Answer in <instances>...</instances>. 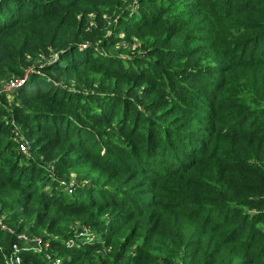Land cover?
<instances>
[{"label":"trees","instance_id":"16d2710c","mask_svg":"<svg viewBox=\"0 0 264 264\" xmlns=\"http://www.w3.org/2000/svg\"><path fill=\"white\" fill-rule=\"evenodd\" d=\"M0 218V264H264V0H0Z\"/></svg>","mask_w":264,"mask_h":264},{"label":"built area","instance_id":"2783aa9c","mask_svg":"<svg viewBox=\"0 0 264 264\" xmlns=\"http://www.w3.org/2000/svg\"><path fill=\"white\" fill-rule=\"evenodd\" d=\"M25 79H18V78H10L9 80H7V84H6V90L9 92H13L16 89H18L19 87H21L24 84ZM15 137H14V141L16 142V144H18L19 146V153L26 155L29 152V143L21 138L19 136L18 132H15ZM19 136V137H18ZM20 138V139H19ZM62 186H65L69 191L71 190V188L73 187V183H66L65 181H61L60 183ZM0 228L1 229H5V227L3 226L2 223V219L0 218ZM20 239H23L25 242H27L30 246V249H33L34 247H36V244L40 242V246H41V241H37L34 238H28L25 235H22L19 237ZM45 250V249H44ZM18 247L16 245H12V253L9 256V262H11V264H19L20 263V257L18 256Z\"/></svg>","mask_w":264,"mask_h":264},{"label":"rangeland","instance_id":"374dc122","mask_svg":"<svg viewBox=\"0 0 264 264\" xmlns=\"http://www.w3.org/2000/svg\"><path fill=\"white\" fill-rule=\"evenodd\" d=\"M134 44H138L137 43V41H135V42H133L130 46H129V49H133L132 48V46L134 45ZM120 46L121 47H124V46H127L126 44H120ZM83 47V46H82ZM36 64H39V62L37 61L36 62ZM31 69V68H30ZM30 71V70H29ZM6 83H4L3 82V85H5ZM3 90H5V87H4V89ZM6 91V90H5ZM21 132V131H20ZM19 136L21 137V138H23V139H25L26 141H28L27 140V138L25 137V135L23 134V133H20L19 134ZM18 136V137H19ZM20 139V138H19ZM29 142V141H28ZM19 145L17 144L16 145V149L19 151V147H18ZM31 155H33L32 154V152H31V148H30V142H29V152L25 155V156H27V157H31ZM69 178V177H68ZM70 181H72V183H78V182H84V181H81V180H79V179H77V178H75L74 177V175L72 174V176H71V178H70ZM78 181V182H77ZM86 184V182H84V185ZM23 235H25L26 237H28V238H34V239H36L37 241H40L39 239H37V237L35 238V237H31V236H29V235H26V234H23ZM32 251H35L36 253H43V257H46V254H45V250H44V248L42 247V246H40V242L39 243H37L36 244V247H34L33 249H31ZM3 264H11V262H9V260H4V263Z\"/></svg>","mask_w":264,"mask_h":264}]
</instances>
